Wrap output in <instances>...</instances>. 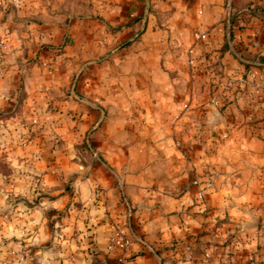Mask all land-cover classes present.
I'll list each match as a JSON object with an SVG mask.
<instances>
[{"label": "crops", "instance_id": "0c3cea01", "mask_svg": "<svg viewBox=\"0 0 264 264\" xmlns=\"http://www.w3.org/2000/svg\"><path fill=\"white\" fill-rule=\"evenodd\" d=\"M257 4L264 0L234 1L232 42L251 57L264 55V20L247 10ZM0 13L12 45L0 50V216L38 222L33 232L63 241L5 238V264H37V253L42 264H192L194 251H226L230 264L233 230L216 219L247 222L241 207L264 208V69L223 48L225 0H5ZM127 49L135 78L151 81L135 87L153 96L140 113H174L172 124L147 121L152 135L133 141L153 145L152 158L128 152L130 140L90 99L93 61ZM157 66L166 89L153 84ZM20 196L37 205L13 204ZM115 228L133 238L124 252L108 247ZM260 232H244L243 264L255 252L264 264V223Z\"/></svg>", "mask_w": 264, "mask_h": 264}, {"label": "rangeland", "instance_id": "374dc122", "mask_svg": "<svg viewBox=\"0 0 264 264\" xmlns=\"http://www.w3.org/2000/svg\"><path fill=\"white\" fill-rule=\"evenodd\" d=\"M126 43H128V41H125V44ZM111 55H113L112 51L99 56L93 61V78L91 83L93 84V91L90 99L92 102L97 103L98 106L94 104L97 108L105 110V117H107L108 122L110 121L113 124H116V133H121L125 139L130 140L128 144H126V141H124V145L122 144L125 149L127 148L128 152L133 150V155H139L140 153L143 158H152L155 153L152 150L153 145L149 143H141V145H139L141 148L137 147L138 145L133 148V141H135L136 136L152 135V128L146 131V127L143 126V124L147 123V121H155L162 124L171 122L172 124L173 120L171 118L174 113L167 111V108H164L161 105L159 106L160 108L149 110V113L146 111L143 114L140 113L138 106L142 107L141 104L143 103H152L153 99L151 98L153 96L146 97L137 95L135 94V87L138 89H147L148 85H151V81L147 79V75H143L142 73L138 76V79L135 78V71H137V65L135 64V49H133V51L127 49L113 57ZM147 63L151 62L147 61ZM192 63L193 61L189 57L188 64L192 65ZM163 66H166V64L162 65V68ZM162 68L161 66H157L155 68L156 74L153 84L159 85L162 89H166L171 86V84L167 78H164ZM173 83L174 85L176 84V86L180 85L179 81L173 80ZM186 85H188L187 82ZM158 99L164 100L163 97L154 96V100ZM143 109L146 110L145 107H143ZM153 116H156L154 120ZM241 210L248 212L250 217L247 222H243L241 220H230L227 216L218 218L215 221L217 226L229 227V229L233 230L230 236L232 239L230 240L235 241L233 246L235 251L230 253V264H243L247 261L242 255L245 251L241 244L245 241L244 232L252 231L253 239L261 238L262 232H260V230L262 229V224L264 223L262 222L264 208L262 207L261 209L260 207H257L248 209L246 207H241ZM220 245H222V243ZM225 252L226 251H194L191 252V263L228 264L229 262L227 260H222L220 258L221 254ZM255 253H252V257L248 256L249 263L254 264L256 259Z\"/></svg>", "mask_w": 264, "mask_h": 264}, {"label": "clouds", "instance_id": "9594fccd", "mask_svg": "<svg viewBox=\"0 0 264 264\" xmlns=\"http://www.w3.org/2000/svg\"><path fill=\"white\" fill-rule=\"evenodd\" d=\"M14 3L19 6V0H13ZM5 0H0V5L4 4ZM2 15V13H0ZM6 97L2 92H0V104H3ZM2 183V181H0ZM21 189H17V192H21ZM47 204H45V208H47ZM23 206H21L22 209ZM6 211L5 208H0V213H3ZM22 214V213H21ZM27 217H24V220H27ZM33 223L38 222H28L24 223L19 217L14 216L13 222L8 223L7 218L0 216V248L3 247V241L5 238H10L12 236H17L22 238L24 242H26L30 246L39 247L41 243H45L48 241H51L53 247L60 246L63 244V241L55 238V237H49L47 235H43V228L40 229L41 234H37L33 232ZM30 237V238H29ZM14 250L16 252H19L21 250V244H16L13 246ZM37 264H42L40 259V254L37 253L36 256ZM0 264H5V261L2 257H0ZM7 264H16L15 259L8 261Z\"/></svg>", "mask_w": 264, "mask_h": 264}, {"label": "built area", "instance_id": "2783aa9c", "mask_svg": "<svg viewBox=\"0 0 264 264\" xmlns=\"http://www.w3.org/2000/svg\"><path fill=\"white\" fill-rule=\"evenodd\" d=\"M20 1V0H19ZM235 0H225V10L227 12V18L230 22L231 17L233 14L237 12L235 5ZM202 38L207 37V33L203 32L201 33ZM12 45L8 37L2 33H0V50L1 51H9L11 49ZM193 58V57H192ZM194 59V58H193ZM193 61V60H192ZM3 75L2 72H0V77ZM133 244V238L126 234V232L123 229L115 228L108 237V247L110 250H121L122 252L126 251L130 248V246ZM120 261L122 262L124 260V257H119Z\"/></svg>", "mask_w": 264, "mask_h": 264}, {"label": "trees", "instance_id": "16d2710c", "mask_svg": "<svg viewBox=\"0 0 264 264\" xmlns=\"http://www.w3.org/2000/svg\"><path fill=\"white\" fill-rule=\"evenodd\" d=\"M247 10H249L252 14H261L263 20H264V6L261 5V4H257V5H249ZM241 12V11H239ZM238 11L232 15L231 17V31H232V38H233V31H234V28H233V21L234 19L238 16ZM225 49H229L230 48V45H229V42L228 40H225V43H224V47ZM244 55V54H243ZM246 56V55H244ZM246 57H250L252 58L253 60H260L262 61L263 63L262 64H255V63H244L245 66L250 69V68H258L260 70L264 69V55H256V56H246ZM4 114V113H3ZM0 169L2 168H5V170L7 171V168H6V164L4 161L0 160Z\"/></svg>", "mask_w": 264, "mask_h": 264}, {"label": "water", "instance_id": "95a60500", "mask_svg": "<svg viewBox=\"0 0 264 264\" xmlns=\"http://www.w3.org/2000/svg\"><path fill=\"white\" fill-rule=\"evenodd\" d=\"M227 39L230 43V47L231 49L243 60L245 61L246 63H255V64H262L263 62L260 61V60H253V59H249V58H246L244 57L238 50L237 48L235 47V45L233 44L232 42V31L231 30H228L227 32ZM16 203H22L24 206H26L27 208H31V207H34L37 205V201H35L34 199H29L25 196H20L18 198H16L14 201H13V204H16ZM12 204V205H13Z\"/></svg>", "mask_w": 264, "mask_h": 264}]
</instances>
